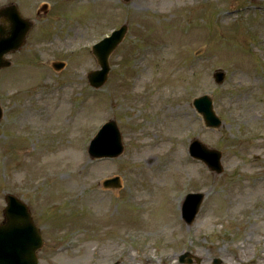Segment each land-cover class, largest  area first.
Segmentation results:
<instances>
[{
    "label": "rangeland",
    "instance_id": "obj_1",
    "mask_svg": "<svg viewBox=\"0 0 264 264\" xmlns=\"http://www.w3.org/2000/svg\"><path fill=\"white\" fill-rule=\"evenodd\" d=\"M13 1L35 25L0 69V220L7 193L30 205L45 239L41 264H264V0L0 7ZM124 22L109 78L95 88L91 46ZM204 93L218 128L193 105ZM111 118L124 151L92 158L90 140ZM196 137L223 150V172L190 155ZM108 177L118 181L105 187ZM189 192L206 194L190 225L181 209Z\"/></svg>",
    "mask_w": 264,
    "mask_h": 264
},
{
    "label": "water",
    "instance_id": "obj_2",
    "mask_svg": "<svg viewBox=\"0 0 264 264\" xmlns=\"http://www.w3.org/2000/svg\"><path fill=\"white\" fill-rule=\"evenodd\" d=\"M0 16L4 17L7 24L0 25V68L11 65V60L5 56L6 53L19 49L26 41L32 22L24 18L16 4L0 8ZM128 26L124 24L120 29L114 31L94 46L93 52L97 57L101 68L92 70L88 76L89 81L95 87H100L108 78L110 70L109 56L124 38ZM63 62H55L56 68H61ZM217 82L224 81L225 72L221 69L214 73ZM194 105L203 114L205 122L210 127L221 125V119L217 116L213 99L205 94L195 98ZM2 109L0 107V117ZM122 134L115 119L104 124L92 141V155H118L123 151ZM191 153L205 161L208 166L221 172L222 152L210 148L199 140L191 145ZM112 179L105 180V185L111 183ZM115 181V180H114ZM203 193L190 194L185 202L183 215L188 223H191L199 210ZM7 205L4 208L5 219L0 223V264H38L37 250L43 245V238L39 227L33 220L31 211L27 204L14 194H7ZM191 256L186 253L181 256ZM197 261L200 257H196ZM217 262V260H216Z\"/></svg>",
    "mask_w": 264,
    "mask_h": 264
},
{
    "label": "flooded vegetation",
    "instance_id": "obj_3",
    "mask_svg": "<svg viewBox=\"0 0 264 264\" xmlns=\"http://www.w3.org/2000/svg\"><path fill=\"white\" fill-rule=\"evenodd\" d=\"M42 229V228H41ZM43 231V230H42Z\"/></svg>",
    "mask_w": 264,
    "mask_h": 264
}]
</instances>
